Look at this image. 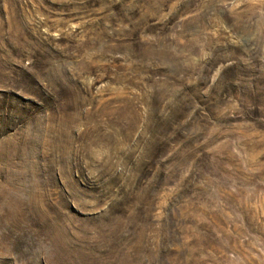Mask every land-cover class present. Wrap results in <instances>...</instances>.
<instances>
[{
	"label": "rangeland",
	"instance_id": "rangeland-1",
	"mask_svg": "<svg viewBox=\"0 0 264 264\" xmlns=\"http://www.w3.org/2000/svg\"><path fill=\"white\" fill-rule=\"evenodd\" d=\"M0 264H264V0H0Z\"/></svg>",
	"mask_w": 264,
	"mask_h": 264
}]
</instances>
